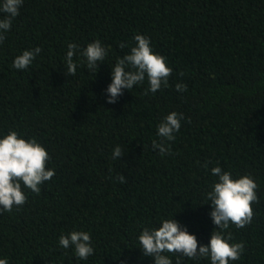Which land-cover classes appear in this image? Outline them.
Segmentation results:
<instances>
[{"label":"trees","instance_id":"1","mask_svg":"<svg viewBox=\"0 0 264 264\" xmlns=\"http://www.w3.org/2000/svg\"><path fill=\"white\" fill-rule=\"evenodd\" d=\"M136 34L167 58L168 86L145 95L146 78L109 104L111 66L130 53ZM95 40L108 52L97 73L80 54ZM69 43L79 46L75 76L65 74ZM38 46L27 69L13 67ZM180 82L186 92L176 90ZM172 111L184 118L166 142L171 154L161 155L152 142ZM10 130L35 137L55 175L0 214L8 264H154L138 237L172 216L208 244L215 225L206 194L218 182L216 166L259 185L251 223L227 230L245 246L230 264H264V0H23L0 44V138ZM117 145L126 151L113 160ZM74 230L91 234L86 260L59 246ZM164 254L172 264H211Z\"/></svg>","mask_w":264,"mask_h":264},{"label":"clouds","instance_id":"2","mask_svg":"<svg viewBox=\"0 0 264 264\" xmlns=\"http://www.w3.org/2000/svg\"><path fill=\"white\" fill-rule=\"evenodd\" d=\"M23 0H3L0 4V44L6 39V33L11 29L13 20L19 15V8ZM136 44L131 47L130 53L118 58L112 67V80L106 88V100L109 104L117 102L123 95V90L132 89L142 84L147 78L149 87L144 94L156 93L168 86L169 77L173 69L168 66L167 58L153 51L150 37L136 34ZM65 57V74L75 76L77 63L74 56L79 46L76 43L68 44ZM124 48V43L120 44ZM42 49H26L15 57L13 67L19 70L27 69ZM86 58L87 68L95 73L98 66L108 55L107 49L99 40L89 43L80 53ZM176 90L183 93L187 85L183 82L176 84ZM183 113L170 112L158 124L157 136L152 147L159 150L161 155L171 154V148L166 143L175 140V133L181 128ZM126 150L117 145L112 153V159H120ZM50 155L46 148L35 137L25 139L15 130H10L0 138V214L4 211L12 212L13 208L23 206L27 201L24 189L39 194L40 185L49 181L55 175V170L47 167ZM207 163L204 167L207 168ZM213 176L218 177L211 191L206 194L212 211L210 216L215 230L211 233L208 244L198 245L196 236L179 221L171 218L162 219L156 228L144 227L138 240L143 256L153 259L154 264H172V260L164 253L179 254L190 259L210 258L211 264H230L237 261L245 250L243 242H234L232 233L227 231L230 225L244 228L250 224L254 210L253 203L259 202L257 189L259 185L251 174H244L233 178L230 171H224L216 166L211 169ZM120 183L126 182L123 174H118ZM59 246L65 250L74 249L75 256L86 260L94 254L91 234L86 231H72L59 237ZM0 264H8L7 258H0ZM176 264H182L178 258Z\"/></svg>","mask_w":264,"mask_h":264}]
</instances>
